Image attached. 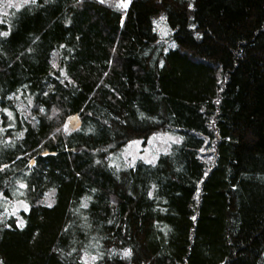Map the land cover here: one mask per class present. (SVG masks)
<instances>
[{
	"label": "trees",
	"instance_id": "trees-1",
	"mask_svg": "<svg viewBox=\"0 0 264 264\" xmlns=\"http://www.w3.org/2000/svg\"><path fill=\"white\" fill-rule=\"evenodd\" d=\"M128 1L0 0V264H264V0Z\"/></svg>",
	"mask_w": 264,
	"mask_h": 264
},
{
	"label": "rangeland",
	"instance_id": "rangeland-1",
	"mask_svg": "<svg viewBox=\"0 0 264 264\" xmlns=\"http://www.w3.org/2000/svg\"><path fill=\"white\" fill-rule=\"evenodd\" d=\"M125 2H127V5H129L130 3V1L128 0H125ZM9 3L23 4V0H4V7L1 13H7L9 12L10 9L13 8L17 9L16 7H7ZM156 25L158 29L161 30L163 32V35L165 36L167 34V29L165 28L163 18H161V20H159L156 23ZM75 122L76 121H70L69 122L70 124L68 123L67 127L72 128L76 124ZM177 139H179V142L181 141L180 137L177 136H173L170 134H164V135L158 134V135H154L147 145H145L142 141L132 142L127 146L124 153L122 154V161L124 163L129 164L128 166H133L137 161H144L146 163L154 164L161 154L168 152L171 145L177 143L176 142ZM51 201L52 199L49 202ZM26 207H27L26 204H24L23 202H18L12 207L13 208L12 213L18 216L19 211ZM93 262H94L93 259H86L85 264H93Z\"/></svg>",
	"mask_w": 264,
	"mask_h": 264
},
{
	"label": "snow or ice",
	"instance_id": "snow-or-ice-1",
	"mask_svg": "<svg viewBox=\"0 0 264 264\" xmlns=\"http://www.w3.org/2000/svg\"><path fill=\"white\" fill-rule=\"evenodd\" d=\"M29 2H31V3H35L36 0H23V4H27V3H29ZM100 2H101V3H104L105 0H100ZM121 3H122V5H123V7H125V8L128 6V5H127V2H125V0H121ZM23 4H20V3L11 4V3H9V4L7 5V7H16L17 9H19V8L23 7ZM8 34H9V33L6 32V31L0 33V35H3V36H7ZM53 66L55 67V65H53ZM217 103H219V101H217ZM4 111L7 113V115H8L10 118L12 117V113H11V112H8L7 109H4ZM176 142L179 143V139H177ZM149 162H151V161H149ZM5 167H7V166H5ZM20 187H21V188H24V187H27V186L24 185V184H21ZM0 195H2V193H0ZM83 206H84V207H87L86 204L83 205ZM124 255H125V256L130 255V251L125 250ZM93 259H95V257H93Z\"/></svg>",
	"mask_w": 264,
	"mask_h": 264
},
{
	"label": "water",
	"instance_id": "water-1",
	"mask_svg": "<svg viewBox=\"0 0 264 264\" xmlns=\"http://www.w3.org/2000/svg\"><path fill=\"white\" fill-rule=\"evenodd\" d=\"M78 119V117L77 116H75V118H74V120L73 121H76ZM80 125H81V123L79 122L78 124H77V128H79L80 127ZM48 154H49V152L48 151H46V152H44L42 155L43 156H48ZM31 164L32 165H34L35 164V161L34 160H32L31 161Z\"/></svg>",
	"mask_w": 264,
	"mask_h": 264
},
{
	"label": "flooded vegetation",
	"instance_id": "flooded-vegetation-1",
	"mask_svg": "<svg viewBox=\"0 0 264 264\" xmlns=\"http://www.w3.org/2000/svg\"><path fill=\"white\" fill-rule=\"evenodd\" d=\"M70 124V123H69Z\"/></svg>",
	"mask_w": 264,
	"mask_h": 264
}]
</instances>
